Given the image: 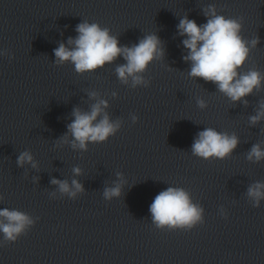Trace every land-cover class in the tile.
Masks as SVG:
<instances>
[{
  "label": "clouds",
  "instance_id": "9594fccd",
  "mask_svg": "<svg viewBox=\"0 0 264 264\" xmlns=\"http://www.w3.org/2000/svg\"><path fill=\"white\" fill-rule=\"evenodd\" d=\"M203 15L207 22L197 24L193 19L184 16L177 25V31L183 39V46L188 50L183 57L191 63L188 75L192 78H202L206 82H212L219 92L223 93L232 102L241 101L251 95L254 90L264 86V73L256 68H251L244 73L238 71L249 58L251 50L260 43L259 36L251 41L242 35L243 17L228 18L218 14L215 5H208L203 9ZM77 36L69 37L66 46L60 43L54 49L55 63L62 65L70 62L74 65L77 73L93 72L103 68L106 64L113 63L118 57H123L125 63L116 67L118 79L128 84L131 79L132 87L138 85L149 86V81L143 73L155 59L162 58L163 48L159 37L150 33L139 40L138 43L129 46H121L116 36L110 29L101 27L99 23L84 20L76 26ZM92 97L96 93H90ZM244 103L248 101L245 99ZM200 109H205L207 103L204 99H197ZM103 106V107H102ZM107 107V102L100 100L91 106V111H81L74 108V119L67 125L68 133L71 134V146L73 149L86 150L88 142H105L110 136H114L120 128V121H110L106 113L99 120L98 117ZM264 120V101L259 103L256 114L249 117L251 125H256ZM133 123L138 121L136 115L132 116ZM62 142H68V134L61 138ZM239 139L235 133L219 132L214 128L207 127L198 132L191 147L193 156L204 160L215 157L223 160L238 146ZM247 159L253 162L264 160V150L259 144H254L247 153ZM23 167L29 163L33 168L37 167L30 152H22L16 161ZM80 168H73V173L80 174ZM118 181L114 186L106 187L103 197L106 201L121 195L122 181L120 173H117ZM53 184L58 185L61 193H67L70 197H76L83 191V186L75 179L71 186L67 181L53 179ZM247 196L253 201V207L260 206V200L264 199V182L257 181L250 185ZM3 197L0 196V200ZM152 224L160 230L169 231L180 229L191 231L197 225L203 224L204 209L193 203L191 194L183 187L169 186L159 192L154 198L150 209ZM222 216L227 217L226 213ZM39 218L37 217L36 220ZM29 214L17 209H0V233L7 243H14L22 235L35 225Z\"/></svg>",
  "mask_w": 264,
  "mask_h": 264
}]
</instances>
